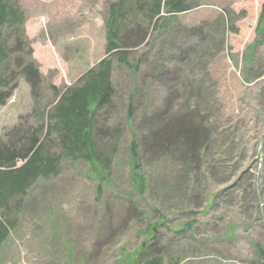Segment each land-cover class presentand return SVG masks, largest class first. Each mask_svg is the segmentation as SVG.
<instances>
[{
    "label": "rangeland",
    "instance_id": "374dc122",
    "mask_svg": "<svg viewBox=\"0 0 264 264\" xmlns=\"http://www.w3.org/2000/svg\"><path fill=\"white\" fill-rule=\"evenodd\" d=\"M116 1L75 0V11H23L25 47L12 57L35 61L43 82L36 97L19 78L0 107V141H9L19 124L41 129L43 138L48 126L41 110H50L102 59H112L106 22ZM263 1L188 0L186 12L166 15L167 29L151 25L146 41L129 49L130 65L114 58L116 95L99 118L107 142L113 128H123L112 176L104 180L84 161L63 160L58 176L37 180L12 204L15 225L0 248V264H132L142 250L163 264H261ZM137 22L148 24L141 15ZM13 32L5 31L12 47ZM136 61L140 71L134 76ZM134 80L139 90L129 123ZM154 106L166 118L155 126L194 111L208 137L196 155L186 157L174 150L158 155L142 144L139 163L149 187L139 193L130 179L128 147L132 129L152 136ZM50 139L57 150L56 134Z\"/></svg>",
    "mask_w": 264,
    "mask_h": 264
},
{
    "label": "trees",
    "instance_id": "16d2710c",
    "mask_svg": "<svg viewBox=\"0 0 264 264\" xmlns=\"http://www.w3.org/2000/svg\"><path fill=\"white\" fill-rule=\"evenodd\" d=\"M187 1L117 0L112 3L106 22V52L112 59H102L89 69L78 83L59 94L50 110H41V119L48 126L43 138L40 135L41 129L30 130L19 124L8 134L9 141H0V248L15 225L12 219L13 202L27 196L37 180L58 176L63 160L84 161L92 166L96 173L101 174L104 180H109L113 174L115 159L120 155L119 145L123 133L122 125L112 131L109 129L112 142H107L104 139V130L99 128L100 115L112 107L116 95L112 81L113 59L118 60L120 64L130 65L129 49L146 41L151 25L156 30L167 29L166 15L174 17L186 12ZM163 8L165 15H162ZM23 11L19 0H0V107L11 98L19 78L25 77L36 97L43 82V75L35 61H24L20 56L12 57L14 52L20 53L25 47ZM139 15L148 24L143 26L137 22ZM131 20L136 21L134 27L130 26ZM12 29L15 36L13 47L8 36H5V31ZM27 52H32V49L29 47ZM138 64L136 61L131 65L134 76L140 71ZM133 82L131 102L126 113L129 123L135 119L134 102L139 90L135 80ZM159 104L163 106L164 102ZM157 109L155 106L152 109L151 117L158 120L154 124L151 123L152 136L146 137L144 133L132 129V139L128 147V159L132 164L130 179L139 193H144L149 187V177L141 170L139 163L142 144H146L155 153L158 151V155L163 151L174 150L186 157L196 155L208 137V131L197 112L186 113L168 120L161 126H155L156 123L166 120L165 115ZM52 133L56 134L55 151L51 145ZM104 180L97 185L99 194L103 190ZM258 252L261 264H264V250ZM132 264L163 262L159 256L151 257L149 251L142 250L135 256Z\"/></svg>",
    "mask_w": 264,
    "mask_h": 264
},
{
    "label": "crops",
    "instance_id": "0c3cea01",
    "mask_svg": "<svg viewBox=\"0 0 264 264\" xmlns=\"http://www.w3.org/2000/svg\"><path fill=\"white\" fill-rule=\"evenodd\" d=\"M69 1V4L66 3ZM24 11H75V0H19ZM71 5V6H68Z\"/></svg>",
    "mask_w": 264,
    "mask_h": 264
}]
</instances>
